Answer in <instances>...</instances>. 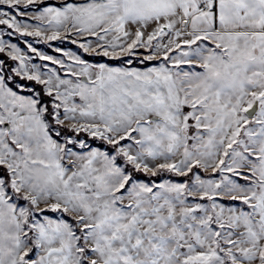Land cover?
Here are the masks:
<instances>
[{"label": "snow or ice", "instance_id": "snow-or-ice-1", "mask_svg": "<svg viewBox=\"0 0 264 264\" xmlns=\"http://www.w3.org/2000/svg\"><path fill=\"white\" fill-rule=\"evenodd\" d=\"M0 264H264V0H0Z\"/></svg>", "mask_w": 264, "mask_h": 264}]
</instances>
